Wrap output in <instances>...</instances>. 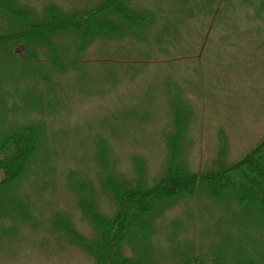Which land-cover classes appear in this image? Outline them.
I'll return each mask as SVG.
<instances>
[{"label": "rangeland", "instance_id": "rangeland-1", "mask_svg": "<svg viewBox=\"0 0 264 264\" xmlns=\"http://www.w3.org/2000/svg\"><path fill=\"white\" fill-rule=\"evenodd\" d=\"M19 2L36 11L49 3L82 11L100 0ZM127 3L152 14L145 40L96 38L70 69L54 73L40 90L19 77L6 82L5 91L14 96L6 101L13 112L8 121L42 118L49 157L36 177L22 182L29 218L5 220L0 264H93L92 254L53 225L59 212L86 239L96 235L67 173L90 184L98 210L112 216L116 206L103 187L106 171L136 180L137 157L144 183L156 182L168 157L167 136L175 132V102L189 110L184 158L195 173L237 160L264 135V0ZM35 104L41 109L29 111ZM101 152L107 169L101 167ZM259 223L240 206L197 190L156 218L152 242L160 260L177 259L175 248L188 245L192 254L204 253L226 233L235 236L237 247L243 246L238 235L261 246ZM124 252L131 254L126 245Z\"/></svg>", "mask_w": 264, "mask_h": 264}, {"label": "trees", "instance_id": "trees-1", "mask_svg": "<svg viewBox=\"0 0 264 264\" xmlns=\"http://www.w3.org/2000/svg\"><path fill=\"white\" fill-rule=\"evenodd\" d=\"M151 16L148 10L136 9L127 0H100L82 11L65 10L54 3L36 11L19 0H0V236L7 234L6 219L14 223L29 218L28 195L22 189V182L36 177L39 167L48 163L49 157L42 118L17 124L8 121L13 112L6 101L14 98L5 91L8 79L28 80L32 87L40 90L41 83L51 81L54 73L70 69L79 59L77 54L96 38L129 36L145 40ZM184 106L175 102V132L167 136L168 157L156 182L149 186L144 183L143 163L137 157L136 180L105 170L103 187L116 206L112 216L98 210L90 184L75 179L71 170L67 173V180L78 195L77 204L96 235L91 240L86 239L69 218L59 212L54 214L53 225L92 254L93 264H264V243L260 246L257 241L238 235L243 246L237 247L235 236L229 233L221 235L215 247L204 253L192 254L188 245L181 250L175 248L177 259L157 258L152 242L156 218L197 190L216 201L240 206L264 227V135L237 160L195 173L184 158L182 131L187 119L185 113L189 112ZM36 109L41 107L28 106L29 111ZM14 120L17 121L15 115ZM224 149L219 150L218 158L224 155ZM102 152L100 164L102 169H107ZM124 245L131 254L124 252Z\"/></svg>", "mask_w": 264, "mask_h": 264}]
</instances>
